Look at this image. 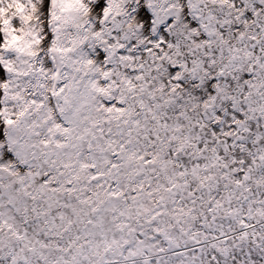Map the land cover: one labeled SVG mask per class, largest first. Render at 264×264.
I'll return each mask as SVG.
<instances>
[{"label":"snow or ice","instance_id":"obj_1","mask_svg":"<svg viewBox=\"0 0 264 264\" xmlns=\"http://www.w3.org/2000/svg\"><path fill=\"white\" fill-rule=\"evenodd\" d=\"M0 264H264V0H0Z\"/></svg>","mask_w":264,"mask_h":264}]
</instances>
